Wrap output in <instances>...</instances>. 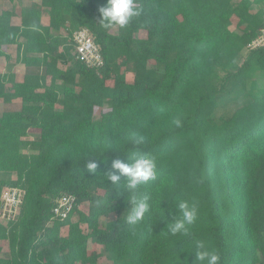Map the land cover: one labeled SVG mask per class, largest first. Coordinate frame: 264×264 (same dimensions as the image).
<instances>
[{"label": "trees", "instance_id": "trees-1", "mask_svg": "<svg viewBox=\"0 0 264 264\" xmlns=\"http://www.w3.org/2000/svg\"><path fill=\"white\" fill-rule=\"evenodd\" d=\"M106 4L40 0L21 9V25L15 10L0 13V58L23 43L28 65L20 80L0 72V207L5 187L26 191L17 217L0 221L10 251L2 257L0 244V264H195L197 240L220 264H264V85L252 77L256 66L264 82V48L246 50L264 26V0H136L140 15L123 28L101 26ZM81 28L103 66L77 56ZM134 134L156 176L137 186L150 210L130 226L128 178L107 177L119 174L113 161L131 162ZM63 194L76 196L66 219L53 212ZM183 200L197 219L173 236Z\"/></svg>", "mask_w": 264, "mask_h": 264}, {"label": "clouds", "instance_id": "clouds-1", "mask_svg": "<svg viewBox=\"0 0 264 264\" xmlns=\"http://www.w3.org/2000/svg\"><path fill=\"white\" fill-rule=\"evenodd\" d=\"M135 0H107V4L100 7L101 15L100 24L104 28L118 25L121 28L127 26L133 16L140 15V10L135 6ZM176 127L182 126V121L176 119L174 121ZM144 142L143 136L133 135L132 143L135 150L131 154V162L125 163L119 159L113 161L112 167L119 170V174L110 173L108 179L113 183L120 180V175L126 176V188L132 191L130 196L131 207L126 216V223L130 226L137 225L150 210L148 197L139 195L135 192L138 185L145 184L156 176V164L154 159L147 153L139 150V145ZM89 157V156H88ZM98 163L96 160L86 161V168L95 172ZM181 212L180 218L175 223L168 225V232L173 235L189 234V226L195 223L197 219V207L187 200L179 202ZM195 264H220V255L217 251L210 248L204 240H197L195 243Z\"/></svg>", "mask_w": 264, "mask_h": 264}, {"label": "built area", "instance_id": "built-area-1", "mask_svg": "<svg viewBox=\"0 0 264 264\" xmlns=\"http://www.w3.org/2000/svg\"><path fill=\"white\" fill-rule=\"evenodd\" d=\"M72 39L76 47L77 56L88 66L99 68L104 65L100 48L88 28L75 30L72 34ZM258 48H264V26L259 29L258 34L246 45L247 51ZM25 193V189L18 186H8L3 189L1 193L0 221L8 222L17 217ZM75 202L76 196L72 194L60 195L55 200L54 214L60 219H66L73 210Z\"/></svg>", "mask_w": 264, "mask_h": 264}, {"label": "rangeland", "instance_id": "rangeland-1", "mask_svg": "<svg viewBox=\"0 0 264 264\" xmlns=\"http://www.w3.org/2000/svg\"><path fill=\"white\" fill-rule=\"evenodd\" d=\"M136 1V0H135ZM36 3H39V0H33V1H31V0H23V1H21V2H18V4H15V6L18 8V9H20L21 7H23V6H27V7H31L32 5H35ZM6 4H8V3H6ZM5 4L3 3V1L2 0H0V7L1 6H4ZM29 5H31V6H29ZM17 10V9H16ZM45 18V22H47L48 21V18H47V16H45L44 17ZM21 47H15V46H13V47H10V52L11 53H13V55H15V53L18 51V50H21L20 49ZM4 62V61H3ZM3 65H4V67H5V64L3 63ZM150 68H154V66H153V64L151 63L150 64V66H149ZM17 69V68H16ZM18 70H19V72H22V70H23V68H21V67H19L18 68ZM257 70V68H256V66H253V72H252V77L253 78H255L256 80H257V82H258V85H259V87H262L263 85H264V82L263 81H260V77H259V74H258V72L256 71ZM25 71H23V73H24ZM22 73V74H23ZM120 73H122V74H124L126 77H127V79L128 80H132V69L131 68H129V67H127L126 65H124V63H121V67H120ZM4 104H3V101L0 99V113L3 111V106ZM38 131H31V138H36L37 136H38ZM5 176L7 177V178H9L10 176L9 175H7V174H5ZM81 208H82V210L83 211H87V206L86 205H83V206H81ZM82 227L84 228V229H86V226L85 225H82ZM63 233L64 234H66L67 233V228H64L63 229ZM0 244H1V246L3 247V251H2V257H8L9 256V254H10V251H9V246H8V244L6 243V242H4V241H1L0 242ZM100 251H103V247L102 246H98L97 247ZM98 264H111V262H109L108 260H107V258H106V256H102L100 259H99V263Z\"/></svg>", "mask_w": 264, "mask_h": 264}, {"label": "crops", "instance_id": "crops-1", "mask_svg": "<svg viewBox=\"0 0 264 264\" xmlns=\"http://www.w3.org/2000/svg\"><path fill=\"white\" fill-rule=\"evenodd\" d=\"M3 3L5 4L4 6L0 7V13L2 12L3 9H10V10H15V16L13 17V23L16 25H21L22 24V17H21V9L22 8H26L27 6H23L20 9H18L15 4H18V2H21L23 0H2ZM33 1V0H31ZM40 2V0H39ZM8 3V4H6ZM31 6V5H29ZM17 9V10H16ZM43 21H45V18L43 19ZM24 39L21 40V42H23ZM21 47V50H18L15 55H13V53L10 52V47ZM22 49H23V43H19V44H12L9 45L7 47V53L10 56V60H6L5 57L0 58V72H6V71H12L15 72L18 75V79H22L24 74L27 71L28 65L26 63H24V61L22 60ZM4 61V62H3ZM3 63L5 64V67L3 65ZM21 67L23 68L22 72H19L18 68ZM17 68V69H16ZM23 71H25L23 73ZM23 73V74H22Z\"/></svg>", "mask_w": 264, "mask_h": 264}]
</instances>
